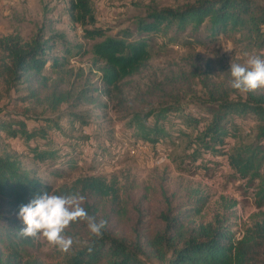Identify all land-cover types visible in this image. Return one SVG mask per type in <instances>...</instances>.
I'll use <instances>...</instances> for the list:
<instances>
[{
	"label": "trees",
	"instance_id": "1",
	"mask_svg": "<svg viewBox=\"0 0 264 264\" xmlns=\"http://www.w3.org/2000/svg\"><path fill=\"white\" fill-rule=\"evenodd\" d=\"M70 14L85 28L87 40L100 39L89 51L65 42L52 56L49 39L41 35L30 41L18 34L0 38V141L22 142L23 152L52 165L58 177L83 163L96 168L116 143H97L85 154L93 124L91 111L80 108L111 105L134 143L156 151L187 139L191 152L183 164L189 173L228 169L257 188L256 206L264 208V89L248 92L246 99L183 101L178 87L200 78L208 87L230 75L212 60L205 61L206 67L193 63L188 73L170 72L146 90L134 81L149 66L155 37L170 32L169 45L182 40L205 47L230 39L264 58V5L188 0L179 9H152L135 23V34L121 36H109L97 25L91 0H72ZM88 54L89 72L71 65L72 58ZM45 191L84 195L87 212L107 221L99 239L83 222L66 230L74 240L68 252H61L66 264H264V213L240 233L231 223L237 218L234 205L209 218L207 197H181L164 180L120 186L91 177L55 187L32 175L18 154L1 151L0 264H44L31 252L35 239L18 235L25 227L18 214Z\"/></svg>",
	"mask_w": 264,
	"mask_h": 264
},
{
	"label": "rangeland",
	"instance_id": "2",
	"mask_svg": "<svg viewBox=\"0 0 264 264\" xmlns=\"http://www.w3.org/2000/svg\"><path fill=\"white\" fill-rule=\"evenodd\" d=\"M97 25L102 27L107 35L135 34V23L146 17L152 9H179L188 0H91ZM264 5V0H256ZM72 0H0V38L8 35H20L25 41H30L37 35L49 39L52 47L51 55H59L63 43L81 45L83 50H90L100 39L87 40L84 27L76 23L70 14ZM90 28V26H87ZM190 32L188 29L187 34ZM155 37L151 47L152 58L148 68L134 79L136 86L146 90V86L155 81H162L170 72H190L192 64L206 67L205 61L212 60L226 68L230 74L231 63H243L244 52L256 54L248 50L241 43L230 39L211 42L205 47H194L183 44L182 40L169 45L171 37ZM60 36H64L63 39ZM91 55L72 58L74 68H84L89 72L92 68ZM94 72V76H95ZM189 82L180 89L179 96L183 101L192 98L210 99L211 97L226 96L230 99H246L247 93H241L231 88V75L215 79L207 87L203 78ZM21 89V87H20ZM23 95V93L17 94ZM105 101V98H104ZM65 110V106L62 107ZM80 110L91 111L93 124L92 138L85 147L84 153L95 149L97 143L105 141L113 143L114 148H108L109 156L106 160L90 168L81 164L77 170H70L65 177L55 176V168L46 162H40L23 152L22 142L3 139L0 141V151L18 154L26 168L43 182L60 186L64 182L72 183L78 179L99 177L107 185H135L154 184L164 180L172 191H178L181 197H207L204 214L212 218L224 210L226 205H234L237 218L232 220L233 229L243 231L244 226L258 219L264 213V208L256 206V189L250 188L245 180L239 181L232 176L228 169L219 171L189 173L183 164L185 157L191 151L187 148V139H182L176 146L168 144L156 151L142 144L134 143L126 133L124 123L110 105L109 109H100L96 106H82ZM66 124V123H65ZM65 124H62L65 127ZM86 133V132H85ZM111 139V141L109 140ZM93 141V142H92ZM94 143V144H92ZM118 144V145H117ZM120 153V154H119ZM163 159V160H162ZM36 246L31 252L44 264H66L64 256L56 246L49 244L45 239H35ZM150 264H162L151 260Z\"/></svg>",
	"mask_w": 264,
	"mask_h": 264
},
{
	"label": "clouds",
	"instance_id": "3",
	"mask_svg": "<svg viewBox=\"0 0 264 264\" xmlns=\"http://www.w3.org/2000/svg\"><path fill=\"white\" fill-rule=\"evenodd\" d=\"M243 55V63L230 65L231 88L241 93L264 89V58L248 52ZM85 199L79 193L57 195L45 191L35 195L28 204L20 207L18 215L25 227L18 235L25 239H45L62 252H68L74 243L73 238L66 234L73 223H85L92 237L102 238L107 221H98L94 215H90L82 206Z\"/></svg>",
	"mask_w": 264,
	"mask_h": 264
},
{
	"label": "built area",
	"instance_id": "4",
	"mask_svg": "<svg viewBox=\"0 0 264 264\" xmlns=\"http://www.w3.org/2000/svg\"><path fill=\"white\" fill-rule=\"evenodd\" d=\"M163 160V159H162Z\"/></svg>",
	"mask_w": 264,
	"mask_h": 264
}]
</instances>
